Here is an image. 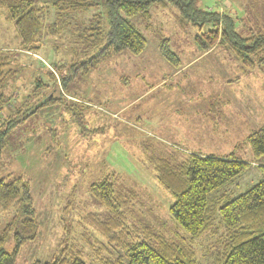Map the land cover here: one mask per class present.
<instances>
[{"label":"rangeland","instance_id":"rangeland-1","mask_svg":"<svg viewBox=\"0 0 264 264\" xmlns=\"http://www.w3.org/2000/svg\"><path fill=\"white\" fill-rule=\"evenodd\" d=\"M198 5L233 20L245 38L264 36V0H198ZM4 8L0 7V47L15 51L19 40ZM145 15L132 18L146 38L143 53H113L86 75L78 73L67 89L55 85L48 68L53 71V66L64 64L62 70L68 73L71 64L64 62L72 58L69 27L62 41L48 37L38 55L23 58L22 54L21 61L12 64L21 69L5 90L11 107L20 106L27 96L33 95V104L45 95L35 106L37 112L10 133L0 159V179L29 178L40 223L38 237L23 246L16 264L52 260L70 237L81 236L80 220L88 212L104 215L89 188L107 174H116V188L123 194L136 195V207L145 212L146 222L178 239L181 231L169 212L175 197L158 180L150 158H169L180 165L190 154H223L224 144L230 153L240 143L238 157L254 161L246 138L264 123V65L246 71L232 51L211 47L204 35L212 29L211 23L201 30L181 19L174 8L159 3ZM42 82L47 86H40ZM38 88L42 91L34 92ZM54 96L58 101L41 107ZM10 113L5 108L0 121ZM176 114L181 123L171 127ZM213 131L216 134H210ZM194 135L200 140L194 141ZM255 163L232 182V197L261 180L264 155ZM10 218L0 211V232ZM89 231L96 241L91 250L104 251L103 237L92 228ZM225 235L220 227L217 234L197 241L205 264ZM6 249L12 251L13 244L8 242ZM84 260L100 263L87 256Z\"/></svg>","mask_w":264,"mask_h":264},{"label":"trees","instance_id":"trees-1","mask_svg":"<svg viewBox=\"0 0 264 264\" xmlns=\"http://www.w3.org/2000/svg\"><path fill=\"white\" fill-rule=\"evenodd\" d=\"M155 3L174 8L181 19L201 30L211 23L212 29L204 32L210 46H224L232 51L246 71L256 64L264 65L263 35L243 37L233 20L199 6L198 0H0V7L6 8V20L14 25L19 40L15 51L0 47V113L5 108L11 110L0 121V159L10 133L35 114L38 110L35 106L45 98V95L38 97L31 104L33 95H30L18 107L9 105L5 90L20 74V65L12 67L14 62L21 61L20 55L24 54L23 58L38 55L48 37L62 41L69 27L68 51L72 58L64 62L71 64L68 73L62 70L64 64L53 66V71L48 68L55 85L60 83L63 90L67 89L78 73L86 75L113 53L124 50L143 53L146 38L132 18L147 16ZM98 7L102 11H97ZM202 45L209 47L206 43ZM172 58L176 60V55ZM40 86L47 84L42 82ZM56 101L55 96L45 99L41 107ZM179 119L176 114L170 126L174 127ZM226 140L230 142L229 137ZM246 144L254 161L238 157L236 150L240 143L230 153L224 144L227 151L223 154H190L180 165L169 158H150L158 180L175 197L169 212L181 231L178 239L166 236L146 222L145 212L136 207V195L123 194L116 188V174H107L89 188L92 198L104 209L105 217L88 212L80 220L85 232L79 238L70 237L69 244L52 260L32 264H91L84 260L86 256L100 260L99 264H205L197 252V241L217 234L220 227L226 235L209 264H264V165L259 167L261 180L232 197L235 190L232 182L248 173L251 164L255 166L264 155V123L247 136ZM229 186L228 191L221 192ZM0 211L11 217L0 232V264H16L23 246L36 240L40 228L29 178L0 179ZM89 228L103 237L100 246L104 251L91 250L96 241L92 240ZM8 242L13 244L12 251L6 249Z\"/></svg>","mask_w":264,"mask_h":264},{"label":"crops","instance_id":"crops-1","mask_svg":"<svg viewBox=\"0 0 264 264\" xmlns=\"http://www.w3.org/2000/svg\"><path fill=\"white\" fill-rule=\"evenodd\" d=\"M118 112H119V111H118ZM194 136H195V137L192 138L194 141L200 140V138H201V137H200V138H199V137L197 138V135H194Z\"/></svg>","mask_w":264,"mask_h":264}]
</instances>
